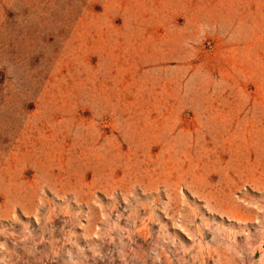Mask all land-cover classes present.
<instances>
[{"label":"rangeland","instance_id":"374dc122","mask_svg":"<svg viewBox=\"0 0 264 264\" xmlns=\"http://www.w3.org/2000/svg\"><path fill=\"white\" fill-rule=\"evenodd\" d=\"M0 264H264V0H0Z\"/></svg>","mask_w":264,"mask_h":264},{"label":"bare ground","instance_id":"6f19581e","mask_svg":"<svg viewBox=\"0 0 264 264\" xmlns=\"http://www.w3.org/2000/svg\"><path fill=\"white\" fill-rule=\"evenodd\" d=\"M135 235V234H134Z\"/></svg>","mask_w":264,"mask_h":264}]
</instances>
